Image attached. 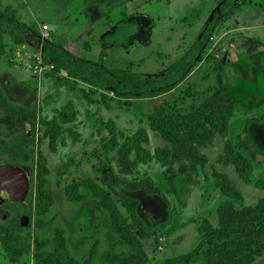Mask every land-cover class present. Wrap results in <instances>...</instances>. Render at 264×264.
<instances>
[{
  "label": "rangeland",
  "instance_id": "obj_1",
  "mask_svg": "<svg viewBox=\"0 0 264 264\" xmlns=\"http://www.w3.org/2000/svg\"><path fill=\"white\" fill-rule=\"evenodd\" d=\"M222 1L110 0L103 6H94L86 0H0V6H10L21 20L37 25L44 38H53L80 58L95 62L101 59L108 68L130 69L145 77L164 73L182 56L220 9ZM235 2L242 3L236 11L237 17L234 15L217 27L204 64L197 66L182 83L162 95L135 100L130 111L110 101L108 106H102L104 116L90 120L81 109L78 122L83 119L80 123L84 125L78 130L84 137L74 143L70 132L65 131L58 140L56 152L50 149L49 139H42L40 116H53L55 108L67 102V99H59L53 103L54 91L59 87L58 75L44 65L41 45L39 48L32 44L14 48L11 39H4L0 46V91L4 90L11 104L25 106L35 111L37 117L30 121L21 117L13 119L0 106V164L22 167L30 180L29 196L24 203H14L0 188V233L5 232L4 236L10 240L7 229L18 224L14 236L22 249L17 262L13 263L3 249L0 235V264H36L38 242H47L44 251L52 252L55 229L59 227L66 231L71 251L77 258L88 257L98 241L93 264H107L104 257L109 249L106 233L111 230L107 211L85 187H80L79 191L87 194L86 202L73 203L66 197L68 186L86 178L111 192L128 223L137 227L138 221L143 220L151 232L149 238L141 240L150 264H165L168 258L191 253L201 239L198 229L205 220L218 226L217 209L228 198L217 189L215 172L228 175L241 193L243 200L236 203L237 209L254 206L264 197V190L257 187L258 181H264V104H259L264 100V82L261 81L260 86L249 84L248 77L237 76L235 68V65L252 63L250 49L264 54V0ZM239 26H243V30L235 33L233 30ZM229 30L230 33H225ZM21 54L26 59L22 63ZM19 66H25L26 70L19 73L16 71ZM12 69L16 70L11 72ZM215 71L220 72L226 83L214 75ZM38 72L43 77L37 78ZM12 73L18 79L24 78L22 87L25 90L16 84ZM60 76L66 77L65 74ZM216 77L217 80H213ZM68 81L64 80L65 85H69ZM80 85L86 88L85 84ZM43 90L49 98L41 94ZM213 95L224 101L242 99L259 105L252 109L236 108L229 134L226 137L216 135L214 141L203 148L208 158L205 170L190 171L176 178V193L169 187L165 168L160 164L142 165L135 175L124 176L117 171V154L107 155L102 149V138L109 135L105 127L108 120H114L121 133L131 135L143 128L140 126H147L149 130L147 117L156 109L184 113L199 107ZM80 97V94L76 96L79 103ZM102 107H96L95 111L101 114ZM153 138L151 135L152 142ZM159 138L158 143L148 144L150 150L154 151L159 143L164 144ZM62 140L66 141L65 146L61 145ZM228 141L239 146L248 159L254 156L250 183L239 177L235 167L219 163ZM40 154L46 157L50 169L46 189L54 198V205L43 216L36 214ZM175 169L178 172L179 166ZM146 176L154 180L167 198L161 200L138 194L142 197L141 205L134 214H128L121 204L120 193L128 188V182ZM23 216L29 217L27 225L21 223ZM257 262L264 264V256ZM191 264H205L203 256L195 258Z\"/></svg>",
  "mask_w": 264,
  "mask_h": 264
},
{
  "label": "trees",
  "instance_id": "obj_2",
  "mask_svg": "<svg viewBox=\"0 0 264 264\" xmlns=\"http://www.w3.org/2000/svg\"><path fill=\"white\" fill-rule=\"evenodd\" d=\"M110 0H86L90 5L103 6ZM241 2L223 0L220 9L214 13L213 18L203 27L199 37L164 73L141 77L130 69H115L106 67L102 60L98 62L78 57L63 45L56 43L52 38H44L37 25L24 22L16 10L10 6H0V46L4 39H11L16 47L32 44L42 47L43 62L46 66H53L51 70L57 76V85H65L64 80L83 83L91 87L90 92L83 91V97L89 105L99 102L96 93H102L101 101L109 105L110 101L130 108L132 100L162 95L182 83L195 68L205 60L208 48L213 40L217 27L230 20L240 9ZM250 49L252 63L235 65L239 76L248 77L249 84L258 85L264 82V54ZM105 54V50H102ZM60 74H65L63 79ZM53 76V75H52ZM3 90L0 91V106L6 115L13 119L22 118L24 121L34 120L35 111L24 106H14ZM107 93V94H106ZM109 94V96H108ZM107 96V97H106ZM264 104V100L259 102ZM257 104V105H259ZM242 99L228 102L222 101L218 96H210L199 107L184 113H171L164 108L156 109L149 116L151 130L158 133L167 143L164 147H156L152 153L147 145L149 135L144 128L131 135L117 132L114 121L105 122L109 135L102 141L105 154H117L118 172L124 176H133L142 165L153 162L165 168V176L169 187L176 193L175 180L188 172L204 171L208 158L203 148L210 145L216 135L226 137L229 134L230 121L236 108L241 106L248 109L255 108ZM34 109L36 105H34ZM77 111L75 104L70 101L61 109L55 110V116L47 119L40 116L42 139H49L52 152H56L58 140L65 131H69L74 143L81 141V135L75 130ZM67 127V128H65ZM65 146L66 141L62 140ZM254 156L248 159L239 146H233L228 141L225 154L218 159L225 166H233L239 177L246 183L251 182V173L254 168ZM179 166L178 172L175 166ZM39 183L37 188L38 204L37 216H43L54 205L51 192L46 189L49 183L50 169L46 157L40 154L38 160ZM217 189L228 198L217 209L218 226L205 220L199 227L201 236L195 249L186 255L168 258L165 264H191L203 256L205 264H259L258 258L264 256V197L254 206L237 209L236 203L243 197L236 185L228 175L214 173ZM85 187L94 200L99 202L107 211L111 223V230L106 233L109 249L105 253L107 264H150L148 254L141 243L142 239L149 238L151 232L146 229L143 220H139L137 227L128 223L111 192L105 190L96 181L86 178L66 188V197L69 202L83 203L88 200L85 193L79 191ZM257 187L264 190V181H258ZM142 196L166 200L167 196L150 176L136 178L128 182V188L120 193V201L128 214H134L141 205ZM14 223V222H13ZM18 224L7 229L10 240L1 232L2 245L5 252L11 256L13 263L22 254L19 239L14 236ZM47 242H38L36 264H93L96 258L97 244L95 242L91 253L84 259L77 258L71 251L66 231L59 227L55 229L53 240L54 250L45 252Z\"/></svg>",
  "mask_w": 264,
  "mask_h": 264
},
{
  "label": "crops",
  "instance_id": "obj_3",
  "mask_svg": "<svg viewBox=\"0 0 264 264\" xmlns=\"http://www.w3.org/2000/svg\"><path fill=\"white\" fill-rule=\"evenodd\" d=\"M237 15V14H236ZM235 15V17H237ZM233 19V18H232ZM236 19V18H235ZM238 20H236V23H238L237 22ZM44 26H46V25H44ZM241 30H243V26H239L236 30H233V31H235V33H237V32H240ZM231 31L229 30V31H227V32H225V33H230ZM53 39V38H52ZM53 41H55V40H53ZM104 48H106V47H103V49ZM21 56V58H20V63H22V61H23V59H25L24 58V54H21L20 55ZM208 57V56H207ZM22 59V60H21ZM207 58H205V60H206ZM26 60V59H25ZM204 60V61H205ZM204 61L202 62V63H200L199 65H203L204 64ZM198 65V66H199ZM20 68L19 69H12L11 70V72H14L15 70L16 71H18L19 73L21 72H23V71H25L26 70V67L24 66H19ZM196 69V68H195ZM228 69V68H227ZM20 70V71H19ZM232 71H236V70H232ZM219 73L220 72H218V71H215V73H214V75H217L218 76V78H219V80L221 81V80H223L225 83H226V81H225V79H223V76L221 75H219ZM192 74V73H191ZM12 75V77H13V79L15 80V82H16V84L19 86V87H21V89H23V90H25V88L24 87H22V84H24V82H25V80H24V78H20V79H18L16 76H14V74L12 73L11 74ZM37 78H40V77H43L42 76V74L40 73V72H38V74H36L35 75ZM237 76H239V75H237ZM22 77V76H21ZM62 77V76H61ZM224 77H226V76H224ZM240 77V76H239ZM46 78V77H45ZM18 79V80H17ZM209 79V81H210V79H212V75H211V77H209L208 78ZM13 80V81H14ZM207 80V79H206ZM213 80H217V77L215 78V79H213ZM70 81V82H69ZM68 81V83H69V85H63L62 87H58V88H56V90L54 91V94L56 95H53V100H54V102L53 103H55V102H58V100L59 99H63L64 101H65V99H67V102L65 103V104H63V105H61V106H58V107H56L55 109L57 110V109H61L64 105H66L67 103H69L70 101H72L74 104H75V109H76V111H77V121H76V123L74 124V125H76V128H75V130L78 132V133H80V135H81V138H83L84 136L81 134V131L80 130H78V128L80 127V126H82V125H84V124H81L80 123V121H82L83 119H81L79 122H78V117H79V115H80V110L81 109H84L85 110V112L87 113L86 115L88 116V118L90 119V120H92V119H94V118H96V117H99V116H104L103 115V110H105L102 106L104 105L105 106V104L104 103H102V102H100L101 101V95H102V93H96L97 94V96L99 97V102H97V103H95V104H92V105H89L88 104V102H87V100L83 97V94H82V92L83 91H86V92H90V90H91V87H89V86H85L86 88H83V87H80V86H82V85H80L81 83H77V82H74V81H71V80H69ZM261 83V81L259 82V86L261 85L260 84ZM21 84V85H20ZM214 85H217V84H215L214 83ZM4 91V90H3ZM45 92V90H43V91H41V94L42 95H46L47 96V94H45L44 93ZM73 92H75V94H71V93H73ZM78 94H80L81 95V97L79 98V100H80V103H79V101H78V99L76 98V96H78ZM228 95V94H227ZM227 95H226V97H227ZM8 96V95H7ZM48 97V96H47ZM49 98V97H48ZM222 101H224L222 98H220ZM135 100H138V99H134V100H132V104H131V107H132V105L134 104V102H135ZM231 101V100H230ZM84 102V103H83ZM225 102H228V101H225ZM79 105V106H78ZM25 107V106H24ZM97 107V109H99V108H101L102 107V110H101V114H100V112H98V111H95V108ZM131 107L130 108H128L129 110H127V111H130V109H131ZM40 110V109H39ZM44 111H45V109H43ZM125 112H126V110H125ZM93 113H94V115H93ZM153 113V112H152ZM151 113V114H152ZM47 114H45L44 116H45V118H47V119H52L54 116H55V113L53 112V116H51V117H49V116H46ZM149 116H150V114H149ZM149 116L147 117V122L148 123H146L148 126H149V130H148V128H147V126H140V127H143L144 129H146V131H147V133H148V135H149V144L151 143V145H152V143H154V144H156V143H158L159 142V137H160V135L158 134V133H156V132H154V131H152L151 130V127H150V122H149ZM114 121V120H113ZM91 123H94L95 124V122H91ZM114 123H115V125H117L116 124V122L114 121ZM231 124H232V122H231ZM116 129H117V127H116ZM97 131H98V129H97ZM117 132H119V133H121L120 131H118L117 130ZM99 134H96L95 136H98ZM151 135H153V139H154V141L152 142L151 141ZM102 139H105V137H103ZM164 142V141H163ZM165 145H167V143L165 144V142H164V144L162 145L161 143H159V144H157V145H155V147H154V151L153 150H150L151 148H150V146L148 145L147 146V148L152 152V153H155V149H156V147H164ZM147 166V165H146ZM117 171H118V169H117ZM14 203H16V202H14Z\"/></svg>",
  "mask_w": 264,
  "mask_h": 264
},
{
  "label": "water",
  "instance_id": "obj_4",
  "mask_svg": "<svg viewBox=\"0 0 264 264\" xmlns=\"http://www.w3.org/2000/svg\"><path fill=\"white\" fill-rule=\"evenodd\" d=\"M0 188L10 196L11 201L24 203L30 192V180L26 171L14 164H0ZM21 223L27 225L29 217L23 216Z\"/></svg>",
  "mask_w": 264,
  "mask_h": 264
},
{
  "label": "built area",
  "instance_id": "obj_5",
  "mask_svg": "<svg viewBox=\"0 0 264 264\" xmlns=\"http://www.w3.org/2000/svg\"><path fill=\"white\" fill-rule=\"evenodd\" d=\"M44 29H47V26H44ZM50 69H53V66H51Z\"/></svg>",
  "mask_w": 264,
  "mask_h": 264
},
{
  "label": "flooded vegetation",
  "instance_id": "obj_6",
  "mask_svg": "<svg viewBox=\"0 0 264 264\" xmlns=\"http://www.w3.org/2000/svg\"><path fill=\"white\" fill-rule=\"evenodd\" d=\"M17 204V203H16Z\"/></svg>",
  "mask_w": 264,
  "mask_h": 264
}]
</instances>
